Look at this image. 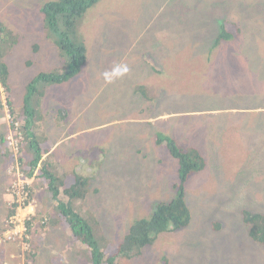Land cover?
Wrapping results in <instances>:
<instances>
[{
  "label": "rangeland",
  "instance_id": "1",
  "mask_svg": "<svg viewBox=\"0 0 264 264\" xmlns=\"http://www.w3.org/2000/svg\"><path fill=\"white\" fill-rule=\"evenodd\" d=\"M45 1L0 0V23L20 36L9 46L13 115L9 117L6 107L4 113L0 111V163L5 164V171L0 170V264L13 260L17 261L14 264H25L23 253L30 248L40 255L28 262L35 263L39 255L37 264H49L52 257L59 256L62 264H77L71 233L63 225L50 222L54 202L46 195V184L38 185L39 167L26 178L23 169L29 167L30 159L18 164L17 147L27 148L11 122L18 116L20 126H24L27 82L39 72L60 71L63 67L53 40L45 35L41 11ZM263 1L101 0L85 13L78 31L85 40L89 61L74 79L40 84L44 94L31 96L44 114L41 120L34 118L33 130L46 134L36 135L35 141L40 142L42 150L52 146L68 151L77 145L82 163L77 170H96L90 179L86 205L101 213L105 210L99 216L103 226L120 231L123 237L132 232L136 220L153 214L156 199L175 189L177 162L165 146L151 142V123L133 124L131 121L139 116L114 115L117 111L110 99L119 89L118 85L111 86V78L121 81L123 72L119 70L125 69L128 76L137 79L150 75L161 82L160 87L170 86L171 93L174 84L183 89L182 102L169 95L172 101L181 103L182 116L180 125L174 121L168 131L174 132L173 141L179 149L197 146L206 161L204 169L192 172L185 183L187 204L193 217L199 215L194 222L197 228H205L214 214L223 221V231L214 237L205 236L208 240L202 246L210 247L205 251H189L186 245H180L194 240L182 236L181 231L162 234L154 244L143 248L148 257L162 250L182 257L184 264H243L246 260L264 264V245L247 239L239 212L243 207L264 211V21L258 25L248 7L252 4L256 8ZM231 22L240 30L235 39L211 51L220 24L230 31ZM34 43H38L35 50L42 57L34 51ZM130 82L127 79V95L133 94ZM214 88L223 96L214 97ZM135 90L143 95L139 88ZM0 97L2 105L6 97L2 87ZM223 115L234 125L233 135L226 141L214 130ZM42 123V129H37ZM8 144L12 150L5 149ZM64 164H69L67 159ZM52 166L55 170L54 162ZM24 183L33 187L28 203L22 191ZM14 203L17 206L10 214ZM10 215L16 234L20 233L16 240L20 241V255L5 252L15 246L7 223ZM26 220L33 225L29 232ZM28 234L34 235L37 246H28L23 239ZM178 246L181 253L175 252ZM79 247L84 249L82 244ZM249 252L254 255L249 257ZM121 263L155 264L140 255L123 257Z\"/></svg>",
  "mask_w": 264,
  "mask_h": 264
},
{
  "label": "trees",
  "instance_id": "2",
  "mask_svg": "<svg viewBox=\"0 0 264 264\" xmlns=\"http://www.w3.org/2000/svg\"><path fill=\"white\" fill-rule=\"evenodd\" d=\"M99 1L48 0L43 3L41 11L44 15L45 35L49 40H53L51 42L60 53L63 67L60 71L39 72L26 84V96L23 99L25 107L22 108L24 126H20L19 132L26 142L27 149L22 146L17 147V161L19 165H22L24 161L30 159L29 167H24L23 169L28 178L39 167L40 175L38 174V179L40 183L38 185L46 184L44 186L47 192L46 195L54 202V214L50 216V222L52 225H63L64 227H62L71 233L73 246L77 249L75 259L77 264H122L121 258L135 255H140V257L148 261L151 259L150 262L155 264H184L181 262L183 260L182 257L177 258L174 254H164L165 251L162 250L153 252V257L149 258L143 253V248L156 241L158 235L164 232H175L186 226L190 221V212L192 213V211L187 204L184 181L192 172L202 170L205 166V164L203 166L205 158L203 160L195 147H189L186 150L179 149L173 141L174 132L168 131V125H172L174 121L177 123L178 119L176 116L182 114L180 111L181 103L172 101L169 96L172 95L175 100L182 102L185 98V93L180 86L174 84L171 93L170 86L166 88L160 87L161 82H155V79L150 78V75L146 76L144 74L140 75L138 79L134 76L130 78L133 94L127 95V90L130 87L126 83L128 71L125 69L119 70L123 72L120 77L122 83L115 77L111 78V86L118 85L119 89L118 92L113 93L114 95L110 99L111 107L117 111L114 115L129 118L139 116L138 120L131 121L133 124L151 123L153 125V135H150L151 142L154 141L159 146H165L169 154L177 162L175 189L170 194L163 195L159 200H156L153 205V214L150 217H141L136 220L130 229L132 232H126L123 237L119 234L120 231H109L103 226L104 222L100 220L99 216L100 214L104 215L105 210H103L104 213H101L100 210H94L86 205L89 186H92L90 179L94 177L96 170L94 167L87 171L83 170V172L77 170L82 165L77 145L73 144L68 151H66L65 147L55 149L52 146L42 150L40 142L35 141L36 135L41 134L33 130L32 124L35 117L41 120L44 114L39 104L34 105V99L32 100L31 96L34 93L44 94L45 89L40 84L61 83L76 77L83 65L89 61L85 40L79 35L78 31L83 23L84 14L98 4ZM247 3L248 1L245 4ZM248 7L250 15L260 25L264 21V1L256 8L252 4H249ZM231 25L233 26L234 23L231 22ZM234 26L232 30L228 31L222 23L220 24L218 33L212 43L214 49H217L222 42L228 43L235 39L234 35L238 29ZM157 28L158 26L153 29V34L157 32ZM19 40L20 36L18 34H13L10 29L0 23V88L2 87L5 91V103L11 109L13 99L9 72V46H13ZM33 46L34 51L37 52L36 54L42 57V53L40 54V51L35 50L39 48L38 43H34ZM124 79L126 80L123 82ZM153 79V85H150V81H153ZM135 88H139L143 95L138 94ZM211 93L216 98L223 96V92L218 91V88H214ZM148 96L152 97L148 98ZM1 99L2 97H0ZM3 110L4 108L0 102V111L2 113ZM229 121L226 115L219 117V128L221 129L219 136L225 141L232 137L234 131V125H231ZM43 123L37 129H42ZM5 149L12 150L11 147H6ZM66 159L69 162L67 165L64 164ZM53 162L56 164L55 170L52 166ZM11 164L14 166L18 165L14 164L13 161H11ZM4 168L5 164L0 163V170ZM74 168L76 172H73ZM3 171L0 172V183L3 180L1 174ZM24 184L22 191L23 195L27 196L25 203H28L33 187L28 183ZM245 194L246 190L242 192V197ZM16 206L15 203L11 206L10 214L14 213ZM242 210L240 209V213ZM108 211L110 212V210ZM152 218L155 222L151 221ZM242 220L249 227L248 232L253 242L264 245V214L242 211ZM11 225L9 224L8 227L11 228ZM26 225V232H29L33 225L30 220H26ZM39 226L41 227V225ZM218 231H223V221L219 216L212 214V218L205 228H197L195 226V231L188 232L187 236L194 240L186 243L187 239H184L183 242L186 244L180 243V245L192 244V246H187L188 249H192L195 245L202 249L201 246L204 243L198 242L208 240L205 236L214 237ZM28 235L30 236L23 237L28 246H37L33 242L34 235ZM12 243H15V246L7 247L5 252L7 254L14 252L20 255V241ZM80 244L84 246V249L79 247ZM30 250L31 248L26 253H23L25 264H37V257L40 254L36 252L37 249L33 253ZM202 250H209V247H204ZM175 252L181 253L182 249L178 247ZM253 253L249 252L248 256L252 257ZM37 254L39 255L34 258L35 263L28 262L31 257ZM59 257L58 259L52 257L49 264H58L59 260H61L60 264H62V258L61 256ZM13 261L16 262V260ZM14 262L10 261V264H14ZM243 264L253 263L246 260Z\"/></svg>",
  "mask_w": 264,
  "mask_h": 264
},
{
  "label": "clouds",
  "instance_id": "3",
  "mask_svg": "<svg viewBox=\"0 0 264 264\" xmlns=\"http://www.w3.org/2000/svg\"><path fill=\"white\" fill-rule=\"evenodd\" d=\"M101 1V0H100ZM99 1V2H100ZM93 8V7H92ZM91 8V9H92ZM88 12V11H87ZM86 12V13H87ZM85 15V14H84ZM160 28V24L158 25V28H157V31H158V29ZM226 29V28H225ZM227 30V29H226ZM160 33V32H159ZM235 35H236V33H235ZM210 50L211 51H214L215 49L213 48V46L211 45V47H210ZM128 71V70H127ZM133 76H127V79H130V78H132ZM75 77H73V78H71V79H74ZM70 79V80H71ZM126 79H124V81H125ZM69 80H67V81H64V82H68ZM2 106H3V108H4V110H3V113L5 112V107L7 108V111H8V115H9V117H11L12 115H13V109H11L10 108V106L9 105H7V103H4V104H2ZM181 116H182V114L181 115H177L176 117H177V123H179V125H180V118H181ZM11 122H13V124H12V126L15 128V130H16V132H18L19 133V135L21 136V138L22 139H24L23 138V136L20 134V132H19V126H20V124H21V120L18 118V116L16 117V120H11ZM214 130H215V132L217 133V135L219 136V132L221 131V129L219 128V120L215 123V125H214ZM220 137V136H219ZM9 145V144H8ZM8 147H10V145L8 146ZM190 147H195L198 151H199V153H200V155L202 156V158H203V160H204V155L202 154V152H201V150L197 147V146H194V145H192V146H190ZM189 148V147H188ZM187 148V149H188ZM41 149H42V147H41ZM186 150V149H185ZM204 164L206 165V161H204V163H203V166H204ZM205 167V166H204ZM204 169V168H203ZM35 171H38V169H36ZM26 178H28L27 176H26ZM187 179L188 178H186L185 179V181H184V186H185V183H186V181H187ZM156 200H159V199H156ZM155 200V201H156ZM241 209H243L242 211H247V212H249V213H253V214H255V213H261V214H264V211H252V210H250V209H248V208H246V207H243V208H241ZM150 211V210H149ZM242 211H241V213H240V221H241V223H242V226H243V228H244V230H245V233H246V237H247V239H249V240H251L252 242H253V240H252V238H251V236L249 235V232H248V229H249V227L243 222V220H242ZM240 212V211H239ZM190 214H191V216H190V221L187 223V225L186 226H184V227H182V228H180V229H178L177 231H175V232H164V233H161L160 235H162V234H169V235H174L175 233H177L178 231H181L182 232V236H184V235H186L187 236V234H188V232L189 231H195V223L198 221V218H196V217H193V215H192V213L190 212ZM151 216V214H149L148 216H146V217H150ZM212 216V215H211ZM11 221H12V217H11V215L7 218V223H8V225L9 224H11ZM151 221H153V222H155L154 220H153V218L151 219ZM195 222V223H194ZM24 226H26V225H24ZM11 228L9 229V234H10V236H11V238H12V242H16V240L18 239V237H19V235H20V233H18V234H16L17 232H15L16 230L13 228V226L11 225L10 226ZM14 229V230H13ZM160 235H158V237L160 236ZM181 236V237H182ZM155 242V241H154ZM154 242L152 243V244H154ZM206 242V240H204V241H201V242H198V243H205ZM254 243V242H253ZM151 244V245H152ZM151 245H149V246H151ZM186 246H192V244H187ZM146 247H148V246H146ZM179 247V246H178ZM177 247V248H178ZM201 248L202 249H204V247L203 246H201ZM210 248V247H209ZM202 249H200L197 245H195L192 249H188L189 251H201ZM31 250L32 251H35V249L34 248H31ZM146 255V257L147 258H149L148 256L149 255H147V254H145ZM151 259H149V261H150ZM17 262V261H16Z\"/></svg>",
  "mask_w": 264,
  "mask_h": 264
}]
</instances>
